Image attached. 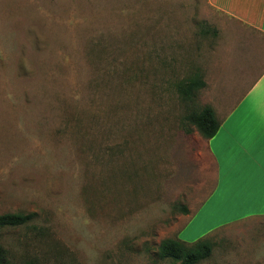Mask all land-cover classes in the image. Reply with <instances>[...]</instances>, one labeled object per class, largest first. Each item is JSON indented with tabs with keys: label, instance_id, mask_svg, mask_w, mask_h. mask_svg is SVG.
<instances>
[{
	"label": "rangeland",
	"instance_id": "374dc122",
	"mask_svg": "<svg viewBox=\"0 0 264 264\" xmlns=\"http://www.w3.org/2000/svg\"><path fill=\"white\" fill-rule=\"evenodd\" d=\"M212 16L206 0H0V215H32L0 234L13 264H180L169 238L211 240L199 264H264V219L208 205L184 232L174 209L214 186L186 120L203 88L179 92L205 81Z\"/></svg>",
	"mask_w": 264,
	"mask_h": 264
},
{
	"label": "crops",
	"instance_id": "0c3cea01",
	"mask_svg": "<svg viewBox=\"0 0 264 264\" xmlns=\"http://www.w3.org/2000/svg\"><path fill=\"white\" fill-rule=\"evenodd\" d=\"M206 1L218 37L200 100L220 129L204 138L214 186L199 209L189 208L184 232L208 205L231 222L264 219V0Z\"/></svg>",
	"mask_w": 264,
	"mask_h": 264
},
{
	"label": "trees",
	"instance_id": "16d2710c",
	"mask_svg": "<svg viewBox=\"0 0 264 264\" xmlns=\"http://www.w3.org/2000/svg\"><path fill=\"white\" fill-rule=\"evenodd\" d=\"M203 81L193 80L187 85L179 86V92L190 99L194 92L204 88ZM186 120L196 127L205 139H212L219 131L220 124L217 121L213 108L207 106L199 111H192L186 116ZM176 211L183 215L190 214L186 205H176ZM32 219V215L23 213H6L0 215V234L9 228L26 226ZM213 243L209 239L200 240L196 243H187L180 238H169L160 244L159 254L164 259H171L180 264H199L209 259L213 254ZM0 264H13L9 251L0 244Z\"/></svg>",
	"mask_w": 264,
	"mask_h": 264
}]
</instances>
